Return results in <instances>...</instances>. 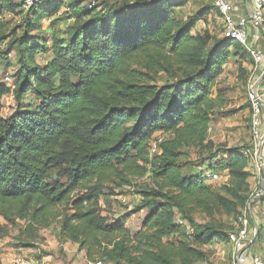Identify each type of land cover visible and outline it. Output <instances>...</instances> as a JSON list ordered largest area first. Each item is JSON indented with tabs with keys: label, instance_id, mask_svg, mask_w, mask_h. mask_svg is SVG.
<instances>
[{
	"label": "trees",
	"instance_id": "obj_1",
	"mask_svg": "<svg viewBox=\"0 0 264 264\" xmlns=\"http://www.w3.org/2000/svg\"><path fill=\"white\" fill-rule=\"evenodd\" d=\"M87 1L48 0L26 10L19 2L0 0V49L7 40L4 9L33 14L36 30L63 9L81 23L68 42L52 35V58L42 74L22 70L18 99L30 93L36 104L3 118V99L11 89L0 85V217L29 219L41 229L60 219L63 238L89 261L192 264L201 254L185 244L187 232L174 222L173 208L209 216L225 209L240 216L236 207H245L253 196L250 149L235 151L214 168L227 174L223 186L186 176L188 167L180 161L185 148L213 147L209 130L221 98L212 86L231 57L233 41L213 44L208 30L194 35L208 12L180 21L175 11L184 4L178 0H104L81 8ZM159 75L166 77L164 84L149 83ZM156 134L166 139L158 143ZM147 175L160 183L154 196L172 194L174 201L159 202L148 214L147 230L136 245L129 228L110 223L98 205L101 197L114 194L109 182ZM6 229L0 225V237ZM261 232L258 227L257 240ZM226 234L200 237L214 242L217 235L219 242H229ZM177 235L181 240L172 242Z\"/></svg>",
	"mask_w": 264,
	"mask_h": 264
},
{
	"label": "rangeland",
	"instance_id": "obj_2",
	"mask_svg": "<svg viewBox=\"0 0 264 264\" xmlns=\"http://www.w3.org/2000/svg\"><path fill=\"white\" fill-rule=\"evenodd\" d=\"M69 0H64L68 2ZM103 2L104 0H88L81 8H85L89 2ZM110 2H122L123 0H109ZM184 6L176 9L175 14L180 21L189 17H196L200 12H208L202 20L198 21L193 34L203 33L208 30L212 36V43L221 41L223 37V25L218 10L214 7V0H178ZM234 4V15L237 20L248 19L247 4L249 0H232ZM10 3H18V0H9ZM50 5V3L48 4ZM3 6L0 4V11ZM3 11V10H2ZM12 13L4 9L6 26L3 35L7 40L0 49V85H5L11 89V94L3 99L4 108L3 118H10L17 110H25L36 104L32 94L27 93L18 99V80L22 70L27 67L36 69L39 74L44 72L46 64L51 60L49 52L52 48V35L69 41L75 28L81 24L75 14L63 9L57 16L45 19L41 23V30L34 29L33 14L22 12L21 10ZM86 19L81 20L84 23ZM13 32H16L14 35ZM13 43L12 49L8 51L9 45ZM233 47L229 49L231 57L223 66L222 75L212 86L214 96H220L221 106L217 107L212 113L211 126L209 130V141L213 143L212 148H185L182 151L180 161L187 169H184L186 176L199 175L201 178L209 179L208 184L223 186L226 183V173L222 174L215 181V167L230 157L235 151L238 154L250 152L249 161L252 167V178L250 179L252 194L251 200L245 207L237 206L238 214L223 209L220 214L209 216L201 211L190 214L180 212L176 208L174 211V222L186 229L185 244L198 250L201 254L200 259H196L192 264H233L237 250L230 242H219L217 235L214 242H206L200 237L201 234L207 235L211 232H224L229 235L241 229L242 221L247 222L251 239L247 243L252 247V254L264 260V193L252 202L255 194L264 185V166L258 165V156L254 149V138L252 134V108L249 101V88L254 80L260 76L256 72V65L248 55L251 48L260 49L264 52V28L254 30L247 45H241L235 41ZM238 45V46H237ZM237 46V47H235ZM34 48V49H33ZM37 51L34 52V50ZM32 51V53H31ZM243 56H247L244 58ZM149 83L162 85L166 77L159 75L154 77ZM166 139L161 134H156L154 140ZM155 142L154 146L158 143ZM252 147L254 149V154ZM250 149V151H248ZM152 175H147L141 179L128 178L109 182L106 186L113 191V195H105L100 198L99 210L102 215L107 217L110 223H124L130 230L135 244H140V237L146 232L144 227L145 220L149 213L158 210V203H168L174 201L168 198L154 196L160 188L153 180ZM212 178V179H211ZM127 182V183H125ZM216 182V183H215ZM108 191H106L107 193ZM168 191L165 190L164 193ZM79 192L76 195H82ZM230 200L237 203L239 200L228 196ZM263 198V199H262ZM238 204V203H237ZM240 217V218H239ZM257 217V219L255 218ZM262 228L261 235L255 244L253 220ZM0 225L7 227L6 232L0 237V264H16L18 258H25L37 264H95L102 260L104 264H113L105 259L89 261L86 253L81 251L79 246L66 241L61 234L60 219L47 229H41L32 225L29 219H12L6 221L0 217ZM181 235H177L172 242L178 243ZM205 240V241H204ZM251 262V261H250ZM175 264H183L177 260Z\"/></svg>",
	"mask_w": 264,
	"mask_h": 264
},
{
	"label": "built area",
	"instance_id": "obj_3",
	"mask_svg": "<svg viewBox=\"0 0 264 264\" xmlns=\"http://www.w3.org/2000/svg\"><path fill=\"white\" fill-rule=\"evenodd\" d=\"M48 0H18L19 4L26 10L36 7L37 5ZM97 2H89L87 5L92 9ZM214 6L220 14L223 25V37L230 41H235L241 45H247L252 36L253 29L260 30L264 28V0H249L247 4L248 19L237 20L234 15V4L232 0H214ZM248 55L256 65V72L263 76L262 82L257 89L254 87L258 82L254 80L249 88V101L252 108V134L254 138V149L258 156V165L264 166V52L260 49L251 48ZM153 152L157 151V146L153 145ZM222 175L214 174L215 181ZM212 179V178H211ZM264 193V185L254 195L260 198ZM242 221V227L237 232L228 235L229 242L238 251L233 264H264V260L253 255L252 247L247 244L251 239V232L248 229L247 222ZM255 236L258 233V225L253 228ZM251 261V262H250ZM16 264H37L34 261L18 258ZM95 264H104L97 261Z\"/></svg>",
	"mask_w": 264,
	"mask_h": 264
},
{
	"label": "water",
	"instance_id": "obj_4",
	"mask_svg": "<svg viewBox=\"0 0 264 264\" xmlns=\"http://www.w3.org/2000/svg\"><path fill=\"white\" fill-rule=\"evenodd\" d=\"M262 80H263V76H261V77L259 78L258 82L256 83V85H255V87H254L255 90L257 89V87L259 86V84L262 82ZM263 145H264V139H263V141H262V147H263ZM257 199H259V198H258V197H255L254 200H253L252 202H254V201L257 200ZM255 225H256V224H255ZM256 237H257V235L255 236V238H253V240H252V241H253L252 244L255 242Z\"/></svg>",
	"mask_w": 264,
	"mask_h": 264
},
{
	"label": "crops",
	"instance_id": "obj_5",
	"mask_svg": "<svg viewBox=\"0 0 264 264\" xmlns=\"http://www.w3.org/2000/svg\"><path fill=\"white\" fill-rule=\"evenodd\" d=\"M256 219H257V217H255ZM255 218L254 219H252L253 220V223L254 224H257V222L255 221ZM258 225V224H257Z\"/></svg>",
	"mask_w": 264,
	"mask_h": 264
}]
</instances>
